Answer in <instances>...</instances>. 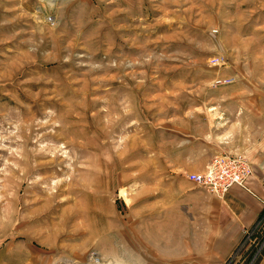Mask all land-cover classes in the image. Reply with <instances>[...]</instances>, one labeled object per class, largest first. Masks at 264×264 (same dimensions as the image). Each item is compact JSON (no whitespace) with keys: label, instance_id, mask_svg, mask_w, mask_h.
<instances>
[{"label":"rangeland","instance_id":"1","mask_svg":"<svg viewBox=\"0 0 264 264\" xmlns=\"http://www.w3.org/2000/svg\"><path fill=\"white\" fill-rule=\"evenodd\" d=\"M216 110L264 145V0H0V264H173L158 151Z\"/></svg>","mask_w":264,"mask_h":264},{"label":"crops","instance_id":"2","mask_svg":"<svg viewBox=\"0 0 264 264\" xmlns=\"http://www.w3.org/2000/svg\"><path fill=\"white\" fill-rule=\"evenodd\" d=\"M214 113L218 119L223 114L218 125H209L202 135L181 133L167 150L158 151L157 177L167 187L162 199L158 196V245L167 247L163 253L158 250V261L167 253L163 259L173 264H224L240 245L243 229L254 226L264 213V145L256 141L253 146H240L243 136L232 133L238 122L221 123L225 113ZM232 114L239 119L244 110ZM260 127L264 123L258 126L261 132ZM230 153H244L250 159L252 174L244 186L234 184L218 196L188 178V174L202 173L215 157ZM165 167L172 169L165 172ZM258 264H264V253Z\"/></svg>","mask_w":264,"mask_h":264},{"label":"built area","instance_id":"3","mask_svg":"<svg viewBox=\"0 0 264 264\" xmlns=\"http://www.w3.org/2000/svg\"><path fill=\"white\" fill-rule=\"evenodd\" d=\"M252 174L249 161L241 154H223L215 157L202 173L188 174V178L202 186L206 191L222 196L234 185L244 186ZM264 222V213L254 226L243 229L251 232Z\"/></svg>","mask_w":264,"mask_h":264},{"label":"bare ground","instance_id":"4","mask_svg":"<svg viewBox=\"0 0 264 264\" xmlns=\"http://www.w3.org/2000/svg\"><path fill=\"white\" fill-rule=\"evenodd\" d=\"M95 262V263H94ZM91 264H99L98 262H97V259L95 258L94 260H93V263H91Z\"/></svg>","mask_w":264,"mask_h":264}]
</instances>
